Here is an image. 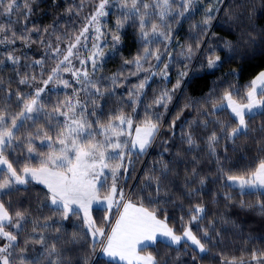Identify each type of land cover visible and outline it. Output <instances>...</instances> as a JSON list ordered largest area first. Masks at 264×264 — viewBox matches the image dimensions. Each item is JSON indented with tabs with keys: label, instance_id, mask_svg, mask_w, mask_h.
<instances>
[{
	"label": "snow or ice",
	"instance_id": "snow-or-ice-1",
	"mask_svg": "<svg viewBox=\"0 0 264 264\" xmlns=\"http://www.w3.org/2000/svg\"><path fill=\"white\" fill-rule=\"evenodd\" d=\"M33 2L34 0H23L20 4L17 0H0V14L11 17L21 10L26 20L32 12ZM109 2L110 0H99L94 12L85 17V24L79 32L66 38L64 50H61L59 44L55 48L50 42L46 45L51 50L50 54L54 59V66L47 73L44 72V59L33 61L34 65L40 66L39 77L32 72L18 73V83L27 85L33 90L31 93H22L17 90L15 99L19 104L18 112L9 113L6 109L0 108V195L10 196L13 191H21L18 186H27L31 182L43 185L46 188L44 200L38 199L37 205L46 207L53 215L59 216L56 224L67 220L70 215L80 218L86 228L83 236L87 237L90 252L95 253L99 246L102 253L114 259L118 258L126 264H160L152 253L141 254L148 246L144 242L155 243L158 237L168 247L180 245L182 241H190L200 253H205L212 241L209 229H199L202 232L201 238L192 231L191 227L194 223L202 222L206 216V209L202 204H195L189 209L188 224L182 234H177L169 226L163 209L150 210L144 206L142 199L138 203L133 202L131 194L126 196L123 187L118 186L120 179L129 178L126 174L128 167L133 163L131 155L133 153L145 154L160 134L163 125L161 113L149 114L147 110L144 118L138 123L134 122L132 116L125 113L122 108L109 115L106 121L101 119L104 113L101 110L100 101L105 100L106 95L109 97L115 95V88L120 86V77L123 76V72H120L107 77L111 81L107 87L102 86L105 77L97 76L103 70L104 47H107L106 44L101 47L100 43L101 37L105 35L101 31V18L109 14L106 10ZM196 3L197 0H154L152 4L147 0H117L121 9V17L116 22V33H119L124 25L132 20L138 24L139 38L143 45L142 52L131 61L124 60V64L134 66L135 71L131 73L132 75H137L141 71L148 73L129 94L133 105L140 103V96L143 95L151 77L160 75L167 79V70L172 60L167 47L173 41L172 24L179 23L185 13L194 9ZM82 7L83 0L79 10H82ZM218 11L219 8L213 10L209 7L207 9L209 14L205 15L200 25L201 32L195 37L197 49L200 35L207 33L215 18V12ZM9 23L12 21L10 20ZM194 27L197 26L194 25ZM90 29L95 33L92 36H89ZM40 31L41 29L35 27L31 29L25 27L24 31L18 34L10 27L0 24V44H15L19 40L26 47H31L37 42L32 39V33ZM43 31L47 32V29ZM90 39L92 44L91 48H88ZM56 40L59 42L61 37L56 36ZM120 42V35L112 34V53H117ZM40 43L43 44L44 41L40 40ZM153 44H164L165 48L161 51L160 47H151ZM225 46L231 47L228 42ZM81 49L88 52L86 58H82ZM165 53H168L169 63H164L161 59ZM194 54L195 50L191 44L180 53L188 61ZM45 55L49 53L46 52ZM74 59L79 61L80 68L75 67ZM7 60L13 66L21 62V58L11 52L8 53ZM152 60L156 61L155 65L150 63ZM2 63L3 61L0 60V64ZM146 63L149 64L147 68H145ZM221 63L220 55L213 54L207 59L209 69L217 68L221 66ZM157 65H162V68L154 71ZM64 73H71L74 78L73 83L78 87H73V83L64 78ZM187 75V71H181L175 86L171 90L161 91L152 103L147 105V108L150 109L156 105L162 106L167 111L176 89L181 87V82ZM230 75L237 77L239 73L233 70ZM49 84L54 87H71L73 88L72 95L46 104L42 96ZM81 92L85 93L87 99L80 97ZM7 95L11 98L13 94L7 92ZM194 103L190 101L185 104V107H192ZM89 106H91V111H89ZM200 107L205 118L230 110L235 120L234 126L224 125L218 119L201 121L205 128L210 123L220 126L222 136L212 131L207 137L208 149L215 156L216 146L221 139L235 145L238 139L249 136L253 131L249 126V120L264 116V71H260L242 89L236 87L235 84H229L218 99L209 98L206 105L202 104ZM132 110L135 112V107ZM98 111L99 115H97ZM90 117L95 119H90ZM29 121L31 124L28 123ZM169 127L174 128L175 121H172ZM258 131L264 133V125H261ZM182 138L190 150L199 147L191 131L184 132ZM37 142L46 150H38ZM257 143L261 141L258 140ZM9 149L26 152L27 160L36 159L38 162L35 165L23 163L18 170L6 155ZM258 151L264 154V147H260ZM216 159L217 164H220L219 157ZM121 169L124 170L123 175ZM160 171L161 176H147L145 185V188H154L157 196L163 187L162 178H168L167 164H162ZM219 171L228 182L225 187L238 188L241 195L264 196V155L258 156L255 165L242 174H230L225 172L223 167H220ZM193 174L195 175V172ZM109 179L111 184H108ZM199 183L204 185L205 178L201 177ZM24 190L27 191V187ZM102 190L105 193L103 200H101ZM225 199L231 200L232 197L225 194ZM93 202L106 203L105 210L109 213L113 206L117 210L118 215L114 221H110L107 216L104 218V222L108 224L107 232L104 227L97 225L91 215ZM149 202L158 203L159 201H153L149 197ZM239 206L244 208L248 205L240 201ZM257 206L264 213V201H258ZM51 219L52 217L49 216L30 218L20 210L12 214L5 206L3 199H0V239L7 241L0 246V264H12L9 259L12 252L9 249L26 251V247H20L21 242H18V237H24L22 243L25 246L28 244L41 245L43 258L47 259L48 264H69L62 250L57 246L62 237L58 236L56 241L46 243V237L43 235L45 231L49 229L57 233L61 231L60 227H54L52 223H49ZM29 223L32 225L31 233L25 236ZM7 228L15 231L6 230ZM211 231H216L214 225ZM68 242L65 241V243ZM70 242L74 245L80 243L81 234L72 233ZM142 244L144 248H141ZM252 259L257 264H264V253L257 256L253 252ZM21 264H24L23 260ZM29 264H43L42 256L37 255ZM84 264H87V261ZM227 264H238V261L233 258L227 261ZM239 264H246V262L241 258Z\"/></svg>",
	"mask_w": 264,
	"mask_h": 264
},
{
	"label": "trees",
	"instance_id": "trees-1",
	"mask_svg": "<svg viewBox=\"0 0 264 264\" xmlns=\"http://www.w3.org/2000/svg\"><path fill=\"white\" fill-rule=\"evenodd\" d=\"M17 2L22 4L23 0H17ZM147 2L152 4L154 0H147ZM98 3L99 0H83L82 10H79L82 0H34L31 4L32 12L26 20L21 10L11 17L0 14V24L10 27L18 34L23 32L25 27L41 29L39 33H32V39L37 42L31 47H26L19 40L15 44H0V60L3 61L0 64V108L6 109L9 113H16L20 110L15 93L17 90L22 93H31L33 89L18 83V73L32 72L39 77L40 66L33 64L36 59H44V72L47 73L54 66V59L50 54L51 50L46 45L50 42L55 48L59 44L61 50H64L66 38L79 32L85 24V17L94 12ZM209 7L213 10L219 8V11L215 12V18L207 33L200 35L197 49L195 37L201 32L200 25L205 15L209 14L207 13ZM106 10L109 14L101 19V30L105 35L101 37L100 43L101 47L105 44L107 47H104L103 70L97 76L105 77L102 85L104 87L111 83L107 77L120 72H123V76L120 77V86L115 88V95L110 97L106 95L105 100L100 101L101 110L104 113L101 119L106 121L109 115L122 108L125 113L132 116L134 122L138 123L144 118L147 110L149 114L161 113L163 125L160 134L145 154L133 153L131 155L133 163L128 167L126 174L129 178L120 179L118 186L123 187L126 196L131 194L133 202L138 203L142 199L144 206L150 210L163 209L169 226L177 234H182L188 224L189 209L195 204H202L206 209V216L199 224L191 225L192 231L202 238V232L199 229L208 228L212 236L208 251L205 253H200L186 241L171 247L159 241L155 245H148L142 252L152 253L160 264H227V261L233 258L237 259L238 264L241 258L246 264H257L252 259V253L255 252L257 256L264 253V213L257 206V202L264 201V196L241 195L238 188L225 187L228 182L219 168L223 167L225 172L230 174H242L255 165L258 156L264 155L258 151L260 147H264V133L258 131L260 126L264 125V116L250 119L249 126L253 131L249 136L238 139L235 145L221 139L216 146V155L213 156L207 146V137L212 131L222 136L220 126L210 123L205 128L201 121L218 119L224 125L234 126L235 120L230 110L205 118L200 105H206L209 98L218 99L229 84H235L236 87L242 89L260 71H264V0H219V2L217 0H197L193 10L185 13L179 23L172 24L173 41L167 46L172 58L171 63L167 59L168 53L161 57L164 63H169L167 79L160 75L151 77L143 95L140 96L138 105H133L129 94L148 73L141 71L137 75H132L131 73L135 71L134 66L124 64V60L131 61L142 52L143 45L139 38L138 24L129 20L123 29L116 33V22L121 17V9L117 0H110ZM10 20L12 23H9ZM44 29H47V32H44ZM94 34L90 29L89 36ZM112 34H118L121 37L115 54L112 53ZM56 36L61 37L59 42ZM40 40L44 43L41 44ZM226 42L230 43V48L225 46ZM91 44L90 39L88 48H91ZM189 44L195 50L190 61L180 55ZM151 47H160L163 51L165 45L153 44ZM9 52L21 58L19 65L13 66L7 60ZM46 52L49 55L46 56ZM86 53H88L86 50L81 49L82 58ZM213 54L220 55L222 63L217 68L209 69L207 59ZM73 63L76 68L81 67L78 60L74 59ZM150 63L155 65L156 61L152 60ZM147 67L149 64L146 63L145 68ZM160 68L162 65H157L153 70ZM233 70L239 73L237 77L230 75ZM181 71H187L188 75L181 82V87L176 89L167 111L162 106L156 105L148 109L147 105L151 104L161 91L171 90L175 86ZM63 76L73 83L74 78L71 73H64ZM73 87H78V85L73 83ZM7 92L13 94L11 98L8 97ZM72 92L71 87H54L49 84L42 99L46 104H51L56 100L71 96ZM80 97L87 99L84 92L80 93ZM190 101L195 103L192 107L186 108L185 104ZM133 107L136 109L135 112L132 110ZM89 111H91V106H89ZM99 114L98 111L97 115ZM90 119L95 118L90 117ZM172 121H175L174 128L169 127ZM28 123L31 124V121ZM188 131L192 132L199 146L195 150H190L182 138V134ZM258 140L261 143L258 144ZM37 148L41 151L46 150L38 142ZM6 155L18 170L23 163L35 165L38 162L36 159L27 160L26 152L19 149L16 151L9 149ZM217 157H219L220 164H217ZM162 164L168 166V178H162L163 187L157 196L154 188H145L146 177L161 176ZM201 177L206 180L204 185L199 183ZM108 184H111L110 179ZM18 187L21 191H13L10 196L0 195V199H3L5 206L12 214L20 210L30 218L52 217L49 223H52L54 227H60L61 231L57 233L49 229L43 235L46 237V243L56 241L58 236L62 237L57 246L62 250L69 264H84L85 261L87 264H126L106 257L100 251L99 246L95 253H91L87 237L83 236L86 228L80 218L70 215L67 220L56 224L59 216L53 215L48 208L37 205L38 199L44 200L46 188L43 185L31 182L27 186ZM25 187L27 191L24 190ZM104 194L102 190L101 196ZM225 194L231 195L232 199H225ZM149 197L159 202L150 203ZM240 201H244L248 206L241 208ZM117 215L115 206L110 213L105 208L92 209V216L97 225L104 227L106 232L108 224L104 222V218L107 216L110 221H114ZM213 225L215 232L211 231ZM27 227L28 232L25 236L31 233L32 225L29 223ZM6 230L15 231L11 228ZM74 232L81 234V242L75 245L70 242L71 234ZM23 238L18 237V242H21V248L26 247V251L9 249L12 252L9 257L12 264H21V260L24 264H29L37 255L42 256L43 264H48L47 259L43 258L41 245L28 244L25 246L22 243ZM65 241L69 242L65 243ZM5 243H7L6 240L0 239V246Z\"/></svg>",
	"mask_w": 264,
	"mask_h": 264
},
{
	"label": "rangeland",
	"instance_id": "rangeland-1",
	"mask_svg": "<svg viewBox=\"0 0 264 264\" xmlns=\"http://www.w3.org/2000/svg\"><path fill=\"white\" fill-rule=\"evenodd\" d=\"M104 18V17H103ZM103 18H101V19H103ZM101 27H102V25H101ZM102 31V30H101ZM87 55H88V53H86V55L83 57V58H86L87 57ZM153 144V143H152ZM150 148V147H149ZM148 148V149H149ZM147 149V150H148ZM124 170L123 169H121V173L123 172ZM105 172H106V174H107V170H105ZM101 200H103V196H101ZM95 207H97V208H106V203H100V204H98V203H96V202H93V204H92V207H91V215H92V209L93 208H95ZM93 217V216H92ZM159 241H161V242H163L162 240H161V238H157V241L155 242V243H150V242H147V241H145L144 242V244H147V245H155V244H157V243H159ZM183 242V241H182ZM186 242H188V243H190L191 244V242L190 241H186ZM164 243V242H163ZM144 244H142L141 245V248H144ZM164 245H165V243H164ZM192 245V244H191ZM193 247H195L194 245H192ZM196 248V247H195ZM141 254H147V252H141ZM103 255H105L106 257H109V256H107L106 254H104L103 253ZM109 258H111V257H109ZM111 259H113V260H116V261H120L118 258H111ZM120 262H122V263H126V262H124V261H120Z\"/></svg>",
	"mask_w": 264,
	"mask_h": 264
}]
</instances>
